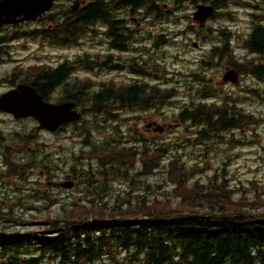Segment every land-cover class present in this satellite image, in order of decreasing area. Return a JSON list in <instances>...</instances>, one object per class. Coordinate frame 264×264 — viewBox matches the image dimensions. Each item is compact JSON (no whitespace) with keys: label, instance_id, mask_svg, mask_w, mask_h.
Segmentation results:
<instances>
[{"label":"rangeland","instance_id":"374dc122","mask_svg":"<svg viewBox=\"0 0 264 264\" xmlns=\"http://www.w3.org/2000/svg\"><path fill=\"white\" fill-rule=\"evenodd\" d=\"M163 1L165 4H162V7L166 5L167 8H172L173 14L171 16L164 15L158 21L156 20L160 24H150V21L155 19L146 20L143 27H147V31H141L136 35L135 43L134 41L130 43L129 53L122 57L121 62L139 68L133 63L138 62L140 54L142 69L148 72L142 76L141 81L159 84L158 87L160 85L167 86L168 84H165L167 81L172 82L178 89V95L169 100L166 106L157 110L136 113L131 112L130 109L113 110L117 115L115 118L90 111V102L85 97L80 102L82 104L80 109L83 108L89 114V119L84 125L74 128L67 127V130L61 134H51L50 136L40 132L32 148L30 147L34 130L43 128L38 119L33 121V119H26L27 116L17 117L14 121L10 118H0V120H4L0 122V136L7 137L4 129H12L10 126H13L9 135L14 139L12 144H10V140L7 144L0 139V152L2 153L0 155V208L5 210L4 212H9L11 209V216H13L11 225L15 222L24 224H15V229L20 233L42 230V234H47L51 231L47 225L48 223L52 225L53 221L61 222L55 225L56 228L66 225L71 227L73 223L92 218L93 216H88L89 214L86 216L85 213L88 208L91 211L89 213L97 212V210H93L96 207L93 205L92 197L100 194L103 190L106 191L104 200L113 203L116 199V203L122 204L121 206L128 203L125 197L127 191L131 190L133 195L135 194L133 199L135 200L137 193H145L147 187L151 188L148 190L151 196L150 201L154 200V197H166L164 192L168 197L176 200L172 194L174 186L170 184L165 174L171 158L179 159V164L183 162L187 167L209 164V168L204 172L197 173L194 179L190 178L191 183L195 179L203 183L215 180L222 182L225 170V176L229 179L230 186L236 188L238 194L246 190L249 198L252 199L255 192L264 193V80H258L257 77L251 76L242 81L240 86H225L220 89V98L225 93L236 97L237 104L246 113H252L258 119L256 125L225 131L223 139L216 137L217 133L215 132H211L209 137L203 138L198 130L192 127L191 122H181L175 116L181 108L190 106L192 101L197 99L195 88L198 83L193 81L190 74L203 72L206 78L214 80L224 70L225 67L222 69L205 68L201 64L203 57L209 59L208 50L214 44L220 45L226 41L222 34L223 29L232 34L228 38L234 52L239 57L248 54L244 45L246 37L253 28L251 13L262 11L259 8L264 5V0H229L218 9L216 8L217 13L210 17L206 23L208 25L203 28L193 19L192 15L197 2L192 3L190 0L184 2ZM198 2L201 3L203 0ZM69 3L72 4L71 1ZM66 4V0H59L56 9H62ZM258 4L260 6L257 7ZM40 25L38 29L37 23H28L10 31L14 33L13 30L16 29L19 33H23L22 36H24L26 44L35 49L34 55H31L27 61L30 67L37 63L40 56H44V54L46 57L43 62L60 64L67 59L76 60L75 57L85 50L92 51V40L98 34L97 31L87 30L79 34L76 42L68 43L61 38L53 37L51 31L46 38L33 35L32 31L45 29L42 30L45 34L48 30V23L41 22ZM210 26L214 28L213 33L207 31ZM164 30H168L167 35L173 38L156 51L153 49L154 33H162ZM0 31H6V29ZM25 31L28 33H24ZM204 34H208L210 37L203 40ZM142 37L145 38L143 44L138 41ZM193 41H197L199 46L194 47ZM42 44L49 45V47L40 51L38 47ZM218 56L219 54H216V57ZM93 58L95 57L93 56ZM131 66L118 68L120 72H117L114 78L116 86L124 81L134 79L133 73L129 72ZM6 68L10 69V66L5 67V70ZM98 71L99 69L93 67L91 69L83 68L82 72L78 71L77 73L81 75V79H94L95 84L92 89L95 90L97 82L108 79L105 77L113 72L112 69H107L98 78ZM36 73L35 69L28 70L27 78L29 79ZM71 79L74 80V78ZM63 87L64 84H59L45 96L50 101H60L67 96ZM250 87L252 90L256 89V93L249 92L247 89ZM90 92L93 91L90 90ZM215 97L218 96L215 95ZM152 121L163 124L164 131L155 132V126L149 128L147 125L153 123ZM233 138L240 139L243 143L232 145L230 140ZM106 144L109 146L101 148L97 155L94 154L96 149L93 147L94 145L101 147ZM155 144H160V147L156 148L162 151L164 149L167 153L164 152L166 155L162 156V166H159L155 173H144L143 155L147 154L150 156L149 159L154 160V155L146 153L145 148L155 149ZM111 145H131L132 150L130 147L122 148V151L118 153L119 156L127 155L130 150L135 154L134 163L129 164V168H127V175H115V168H120L109 165L114 163L106 150L110 149ZM78 147H80V153L77 150ZM43 149L45 152H41ZM29 150L38 155L32 156ZM4 151V155L9 154L8 151L13 152L15 162L7 163L5 157L3 160ZM72 151L74 152L72 153ZM156 152L157 154L161 153L160 151ZM75 154H78V158L74 156ZM19 156H25V158L22 159ZM112 167L113 172H111ZM138 169H142L143 172L137 174ZM72 173H75L78 178ZM69 174L71 176H68ZM112 175L115 179L110 181L109 176L113 177ZM64 176H66V180L69 179L68 177L75 178L77 184L74 188H66L61 192L52 183L64 180ZM23 187L30 190V193L27 194L30 197L18 200L16 194L19 195L24 189ZM117 194L120 195L116 198ZM32 195L33 197H31ZM4 216L0 214L1 218ZM65 236L71 238L73 234L68 233ZM0 240H4L1 235ZM29 243L39 244L38 249L34 252V248L24 244L23 252L35 254L41 252L42 245L40 243L36 241Z\"/></svg>","mask_w":264,"mask_h":264},{"label":"trees","instance_id":"16d2710c","mask_svg":"<svg viewBox=\"0 0 264 264\" xmlns=\"http://www.w3.org/2000/svg\"><path fill=\"white\" fill-rule=\"evenodd\" d=\"M151 1L152 3L156 2V0ZM192 1L198 2V0ZM218 1L224 4L226 0L214 2L217 6ZM149 2L150 0H147V5ZM101 3L103 4L104 0H101ZM104 11L105 8H98L97 4L92 3L82 9L81 17L85 22H90L97 17L104 19ZM72 13H70L71 19L57 25H55L57 17L66 15V12L59 11L47 16L48 21L53 22V26L55 25L50 30L53 37L61 38L64 42L75 41L76 31H79L81 26L75 21V17L77 18L78 15L74 13V10ZM258 19L263 20V23H259L260 25H257L254 31L249 33L245 45L252 53L264 54V15H259ZM217 51L225 52L227 55L232 54L229 60L235 62L239 67L244 66L237 62L238 57L233 56L229 40H226L222 47L215 46L212 53ZM251 59L245 58L244 60ZM66 66L65 64L55 70L45 80L34 82L44 96L60 81H65L63 88L66 94L70 90L81 92L90 86L89 82L79 84L66 82L65 73L69 71ZM260 66V69H263V65L260 64ZM149 94L143 96L138 87H132L126 93L111 88L99 93V107L95 104L94 93H90V98L87 99L92 103V107H97V110L101 108L102 103L108 106V102L111 100L114 103L129 105L130 109H134L139 104L154 105L155 97H161V101L164 103L172 96L173 90L162 91L161 96H149ZM206 105V103H200L192 110L184 108L179 117L183 122L193 118L196 124L207 121L215 125L207 127L209 129L205 127L200 132L201 134H208L212 130L224 126L242 128L251 121L250 115L240 112L235 105L231 106L228 101L217 108ZM203 109L206 113L205 117L202 115ZM212 113L218 114L217 119H213ZM106 150L109 152L112 162L125 163V165L134 163L135 154L130 151L132 150L131 145L127 155H118L122 151V146L115 145V147ZM99 151L100 149H96L94 154L97 155ZM78 154L74 156L78 158ZM149 157L147 154L143 155L145 173L151 172L154 168L149 163L151 161ZM153 161L155 166L159 164L156 157ZM180 163L179 159L170 161L165 171L168 180L174 184L172 192L178 198L176 203L168 198H156L149 202L147 197L142 195H139L134 203L131 190L125 193L129 202L125 208L119 203L109 206L103 204L106 202L96 201L93 203L96 209L93 210H97V212L89 213L91 211L88 208L85 214L103 220L102 229L104 230L99 236H87L89 241L86 244H95V252L98 253L114 252L109 264H174V261H177L178 264H264V221H262L264 220V194L257 191L252 199L249 198L246 190L238 194L237 189L230 186L229 179L225 176V170L222 182L215 180L208 184L200 181L189 183L192 176L204 172L209 168V165L187 167L184 163ZM148 170L150 171L148 172ZM111 172H113V167ZM114 173L117 176L126 175L123 170L117 168ZM236 196L238 197L236 198ZM3 213L4 210L0 209V214ZM193 214H202L211 218L209 220L207 218L182 220ZM3 215H5L4 218L0 217V228L9 233L5 222L11 221L12 211ZM141 217L148 219L138 223L136 219ZM53 227L55 226L52 224ZM48 228L51 229V226ZM76 229L78 228L76 227ZM91 236H94V239H91ZM2 238L4 240H0V242L4 246L0 248V252L3 254L14 244L12 243L13 238L8 235ZM16 247L17 245H14L7 251H24L22 248ZM77 250L83 253L87 251L85 247H80ZM124 250L127 253H133V255L119 256L118 253H123ZM172 253L181 254V256L175 259L174 255H171Z\"/></svg>","mask_w":264,"mask_h":264},{"label":"flooded vegetation","instance_id":"af4514ba","mask_svg":"<svg viewBox=\"0 0 264 264\" xmlns=\"http://www.w3.org/2000/svg\"><path fill=\"white\" fill-rule=\"evenodd\" d=\"M72 2L74 3V5H72V8L67 10L66 15H65V22H67L69 19L72 18V15L70 13L72 10H74V13L78 15L77 18L75 17V21L78 22V25L81 26V29L83 27V31H81V33L89 29V23L85 22L81 17L82 9L87 7L89 4L95 3L97 4L98 8H101V9L105 8L104 19L97 17L94 20L90 21L93 27L92 31L98 32L97 37H95L92 40L93 52L90 54V58L85 60L83 58L84 56L80 55L79 58H83V59L76 61L74 64L69 63V62H64L62 65L57 64L52 73H54L55 70L60 69L63 65L66 64L67 65L66 68L67 69L69 68V71L65 73L64 78L65 79L66 78L68 79L76 78L78 76H81L77 72L80 71V69H82V66L84 65L86 68H89V69L93 67L94 68L96 67V69H99L98 75H97V77L99 78L107 69H112L113 70L112 73H114L116 71V68L118 69L119 67H122V66L130 67L132 64H129V65L122 64L121 59L122 57H124L125 54L129 53L130 43L133 41L135 43L136 35L140 34L141 31H147V27H143L146 20H148L147 10H145L146 0H104L103 4L101 3V0H72ZM150 10H151V13L149 15V19L150 20L155 19V20H152L150 24L151 23L160 24V22H157V21L160 19V17L163 14L161 3L157 1V3L151 5ZM29 22L30 21H25L22 23H10V24H3L0 26V30L6 29V31H0V55L2 51L9 52L13 50L14 48L26 46L24 36H22L23 33H19L16 29L13 30L15 31L14 33H11L10 31L17 26L25 25V24H28ZM77 32L78 31H76V33ZM24 33H28V31H25ZM32 33H34V31H32ZM138 41L140 43L142 41L144 42L145 38L142 37V39ZM93 56L95 58H93ZM141 58L142 57L139 54L138 59H137L138 62L133 63L139 66V68L129 69V72L133 71L135 74L134 79H133V84H132L133 86L145 84V82L141 81V79H142V76L147 73V71L145 69H142V65L140 62ZM128 59L130 60V58ZM218 64H219V67H221V65H224L225 67V64H223V61H219ZM107 76L105 78H107ZM137 79H139V81H137ZM210 80L211 78H209V82ZM105 81L106 79H102L101 81H98L95 86L94 100H96L95 104L98 107L100 106L99 90L104 89L103 85L106 84ZM129 87L130 86L123 88V92L126 93L127 91H129L130 90ZM83 95H84L83 92H76V93L71 94L70 97L78 99V97H82ZM108 103H109L108 106H106L105 103H102V106L99 110H97L96 106L94 107L91 106L89 110L96 114L114 115L116 113L113 112V110L124 109V108H120V105H121L120 103H118L117 105L114 104L113 100L109 101ZM128 106L129 105H127L126 107ZM153 109H156V108L149 107L146 110L141 111V112H146V111H150ZM152 122L155 125L158 124L156 121H152ZM153 124L152 123L148 124L149 128ZM154 130L156 131L157 127H154ZM64 131H66V128L64 126H62L59 129V131H56L53 133L49 132L48 130H42L38 128L35 130V133L33 134V140L31 142L30 148H32L35 145L36 140H37L36 138L40 132H42L43 134L47 133V135L50 136L51 134H61ZM0 139L7 142V144L9 140H10V144H12V141L14 140L11 137L9 138V135H7V137L0 136ZM45 144H47V142H45ZM60 146L63 147L64 145L63 146L60 145ZM93 147L96 148V145H94ZM129 147L130 145L122 146V148H129ZM77 150L80 153V147H78ZM8 152L9 154L7 155H4L5 151L3 152V160L5 157V161L7 163L15 162V159H14L15 154L11 151H8ZM29 152L32 153V156L38 155L36 153H33L31 150H29ZM41 152H45V149L41 150ZM1 154L2 153L0 152V155ZM19 158L24 159L25 156H19ZM124 164L125 163L121 164V163L114 162L113 167H119L120 169L123 170ZM49 175L48 177H50ZM73 175L76 178H78L75 173ZM68 176H71V175H68ZM68 178L72 179L74 181V184H77L75 183V180H76L75 178H71V177H68ZM63 179L64 180L62 181L52 183L55 185L54 187L57 186L61 192L66 190L64 187V184L66 182V176H64ZM114 179H115L114 176L113 177L109 176L110 181ZM23 188L24 189L22 190L21 193H19L17 197L18 200H21L22 198L30 197L27 195L28 193H30V190H28L25 187ZM102 192L106 194L105 190H103ZM33 195L31 197H33ZM77 223L78 222L73 223L71 227L67 226L66 223H65L66 226H57L55 230V234H52L51 231L47 234H42V230L32 231L33 233H36L38 236L46 237L48 241L52 240L51 250L50 248H48L44 251H41L35 254L32 252H23L20 250L15 251V252L7 251L13 248L14 245H17L16 248L21 249L23 248V244L28 241L26 237H24L23 235H20L19 231L15 229V224H18V225H24V224L21 222H15L14 224L10 225L9 233L5 232L6 235H8L10 238H13L12 243L14 245L11 248L6 249V251L3 254L0 252V264H107L106 261L113 258L114 252H101V253L95 252V249H96L95 244H92V245L86 244L89 241L88 240L89 237L86 236L82 240H80L77 237L67 238L65 235H58L59 232H64L69 227L72 228L76 226ZM50 224L51 223H48L47 227L50 226ZM96 231L99 232L98 229H96ZM91 239H94V236H91ZM34 241L35 239L30 240V242H34ZM3 246H4L3 243L0 242V248H2ZM80 247H83V248L85 247L87 251L85 253L78 252L77 249ZM118 255L122 256L120 253H118ZM101 258H106V259H101Z\"/></svg>","mask_w":264,"mask_h":264},{"label":"water","instance_id":"95a60500","mask_svg":"<svg viewBox=\"0 0 264 264\" xmlns=\"http://www.w3.org/2000/svg\"><path fill=\"white\" fill-rule=\"evenodd\" d=\"M55 0H1L0 1V25L7 22L20 20L19 17L35 19L37 16L49 11ZM213 6L201 4L195 12V19L205 22L212 14ZM236 80L234 72H228L226 80ZM20 92H9L0 96V108L9 110L14 115H33L38 118L42 126L54 129L63 121L79 120L81 113L72 110L73 103L50 104L43 101L36 93L34 87H24ZM64 186L71 187L72 182ZM198 217V216H196Z\"/></svg>","mask_w":264,"mask_h":264}]
</instances>
